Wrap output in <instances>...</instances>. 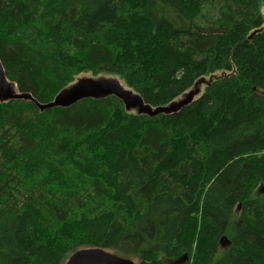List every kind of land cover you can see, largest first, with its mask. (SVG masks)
I'll return each instance as SVG.
<instances>
[{
	"label": "trees",
	"instance_id": "16d2710c",
	"mask_svg": "<svg viewBox=\"0 0 264 264\" xmlns=\"http://www.w3.org/2000/svg\"><path fill=\"white\" fill-rule=\"evenodd\" d=\"M0 60L41 103L82 73L152 107L207 79L152 117L112 95L42 112L1 102L0 264H63L85 247L264 264V0H0Z\"/></svg>",
	"mask_w": 264,
	"mask_h": 264
},
{
	"label": "water",
	"instance_id": "95a60500",
	"mask_svg": "<svg viewBox=\"0 0 264 264\" xmlns=\"http://www.w3.org/2000/svg\"><path fill=\"white\" fill-rule=\"evenodd\" d=\"M110 95L117 97L126 111H133L136 114H145L151 117L160 113L174 112L184 102L180 99L172 101L166 106L153 108L150 104L145 103L138 93L131 88L124 87L118 77L99 75L94 77L80 76L74 82L59 90L52 100L41 103L30 92L18 90L16 83L6 76L0 60V103L15 99L29 100L42 112L45 109L54 107H69L85 98L99 99ZM224 242L225 238L222 240V243ZM63 264H135V260L120 256L104 248L85 247L70 253Z\"/></svg>",
	"mask_w": 264,
	"mask_h": 264
},
{
	"label": "rangeland",
	"instance_id": "374dc122",
	"mask_svg": "<svg viewBox=\"0 0 264 264\" xmlns=\"http://www.w3.org/2000/svg\"><path fill=\"white\" fill-rule=\"evenodd\" d=\"M215 7V8H214ZM217 11V8L215 5H212L211 7H209L205 12V18H210V17H213L214 13ZM80 76H99V75H91L90 73H82V74H79L75 77L74 81L80 77ZM104 76H107V77H116V76H113V75H104ZM73 81V82H74ZM207 79H202V81H197L195 83V86H193L191 89H189L182 98L186 97L188 94H190L191 96L190 97H193V96H197L198 94H200L201 90H202V85L204 83H206ZM72 83V82H71ZM70 84V83H69ZM122 84L124 85V87L128 88L123 82ZM175 101H178V100H175ZM260 192H264V183H262L255 191V193L253 192V195L254 194H258ZM237 208L234 209L233 213H232V216H231V222H233L237 215ZM225 243V242H224Z\"/></svg>",
	"mask_w": 264,
	"mask_h": 264
},
{
	"label": "bare ground",
	"instance_id": "6f19581e",
	"mask_svg": "<svg viewBox=\"0 0 264 264\" xmlns=\"http://www.w3.org/2000/svg\"><path fill=\"white\" fill-rule=\"evenodd\" d=\"M112 96H114V95H112ZM115 97V96H114ZM117 98V97H116ZM180 99H182V98H179L178 100H180ZM122 103V102H121ZM160 107H162V106H160ZM153 108H155V107H153ZM164 114V113H163Z\"/></svg>",
	"mask_w": 264,
	"mask_h": 264
}]
</instances>
